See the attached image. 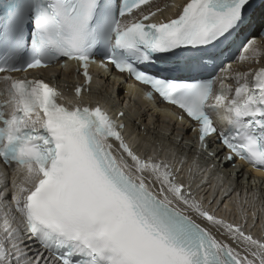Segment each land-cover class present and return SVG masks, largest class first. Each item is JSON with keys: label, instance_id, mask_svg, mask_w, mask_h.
I'll use <instances>...</instances> for the list:
<instances>
[{"label": "snow or ice", "instance_id": "snow-or-ice-1", "mask_svg": "<svg viewBox=\"0 0 264 264\" xmlns=\"http://www.w3.org/2000/svg\"><path fill=\"white\" fill-rule=\"evenodd\" d=\"M168 7L0 0V163L12 168L10 188L0 172V264H264V239L247 221L230 222L215 193L193 191L200 160L215 167L211 141L226 161L264 170V30L252 34L253 0H184L171 4L174 17ZM72 63L89 86L91 65L126 74L135 82L126 94L143 87V108L126 103L114 118L85 103L90 87L77 84L72 99L27 75ZM245 63L260 66L234 69ZM141 112L162 118L158 135H147ZM183 126L198 142L187 182ZM164 141L179 167L149 154Z\"/></svg>", "mask_w": 264, "mask_h": 264}, {"label": "bare ground", "instance_id": "bare-ground-1", "mask_svg": "<svg viewBox=\"0 0 264 264\" xmlns=\"http://www.w3.org/2000/svg\"><path fill=\"white\" fill-rule=\"evenodd\" d=\"M261 64H264V56H262L261 57ZM258 67V66H260V65H256V64H252V65H249V64H244V65H241V66H234V69L236 70V71H247V69L249 68V67ZM42 72H43V75H44V77H48V75L51 73H58L59 71H58V69H50V70H42ZM70 78H71V76L68 74V73H66V72H63V73H61V78L59 79V80H55V82H56V84H58L59 86H64V84H66V83H68L69 81H70ZM151 118L155 121V124H156V129H153V127H152V125L149 123V121L148 122H146V123H143L144 125H147V135L149 136V137H152V136H154V135H158V131H159V127L161 126V124L163 123V121H162V118H160V120H158L157 119V116L156 115H154V114H151ZM167 127L168 128H170L171 129V131H173V129H174V124H173V120H170V121H168L167 122ZM184 129V128H183ZM135 130H138V131H143V129H141V128H135ZM181 130V127H176V132L177 131H180ZM175 135H176V133H175ZM187 139H189V140H193V138H192V136H188V137H186ZM163 145H166V144H170L168 141H164L163 143H162ZM191 152H192V150L190 149V148H188V147H183L182 149H181V152L180 153H182V154H187V155H189V154H191ZM222 174H223V176L225 177V179L228 181V182H236V183H238V182H240V181H242L244 178H243V175L245 174V173H243V171L241 170V168H240V166H237V168L236 169H233V170H231V169H222L221 171H220ZM249 172V175H250V173H252V171H248ZM258 179H260V180H262V181H264V178H261L259 175H258V177H257ZM256 182H254V184H255ZM250 185H251V183H249ZM262 185H264V183H262ZM262 192H264L263 190H261ZM257 203V202H256ZM259 226H258V224L255 226V228H258ZM260 231V230H259Z\"/></svg>", "mask_w": 264, "mask_h": 264}, {"label": "rangeland", "instance_id": "rangeland-1", "mask_svg": "<svg viewBox=\"0 0 264 264\" xmlns=\"http://www.w3.org/2000/svg\"><path fill=\"white\" fill-rule=\"evenodd\" d=\"M263 226H264V224H263Z\"/></svg>", "mask_w": 264, "mask_h": 264}]
</instances>
